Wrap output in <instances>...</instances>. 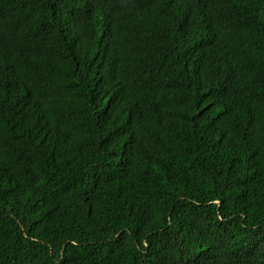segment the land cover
I'll return each instance as SVG.
<instances>
[{"label": "trees", "instance_id": "trees-1", "mask_svg": "<svg viewBox=\"0 0 264 264\" xmlns=\"http://www.w3.org/2000/svg\"><path fill=\"white\" fill-rule=\"evenodd\" d=\"M0 264H264V0H0Z\"/></svg>", "mask_w": 264, "mask_h": 264}]
</instances>
